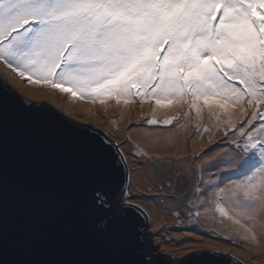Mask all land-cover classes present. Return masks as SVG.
<instances>
[{"label":"snow or ice","instance_id":"snow-or-ice-1","mask_svg":"<svg viewBox=\"0 0 264 264\" xmlns=\"http://www.w3.org/2000/svg\"><path fill=\"white\" fill-rule=\"evenodd\" d=\"M0 63L29 83L80 98L186 106L182 115L196 128L184 161L196 174L182 197L187 215L264 239V0H0ZM205 116L211 127L202 128ZM146 123L167 127L173 119L161 124L153 115ZM190 123L178 120L175 128ZM213 129L229 150L214 152L205 180L210 157L195 145L201 131L214 139ZM148 135L159 143L175 134Z\"/></svg>","mask_w":264,"mask_h":264},{"label":"water","instance_id":"water-1","mask_svg":"<svg viewBox=\"0 0 264 264\" xmlns=\"http://www.w3.org/2000/svg\"><path fill=\"white\" fill-rule=\"evenodd\" d=\"M0 103V264H161L147 248L166 264H244L148 239L147 212L128 207L124 154L104 130L73 122L1 76Z\"/></svg>","mask_w":264,"mask_h":264},{"label":"rangeland","instance_id":"rangeland-1","mask_svg":"<svg viewBox=\"0 0 264 264\" xmlns=\"http://www.w3.org/2000/svg\"><path fill=\"white\" fill-rule=\"evenodd\" d=\"M0 76L39 104L51 102V107H60L64 115H71L73 122L104 130L107 137L116 142L126 158L130 171L129 185L127 186L129 200L147 212L148 239L156 240L159 248L184 255L199 249H213L220 253L242 256L244 264H256L257 260H255L254 255L242 253L244 249L251 250L256 245L251 240L243 239L237 235L231 237L221 225L220 227L209 226L208 228H202V230L198 228L199 220L193 223L187 215L190 209L187 207V200L182 197L187 192L196 174L190 170L191 165L186 164L184 161L187 153L192 150V145H190L191 138L195 134L196 128L193 117L185 118L182 115V108H186V106L172 105L168 108H156L152 99H147L143 102L135 99L133 102L125 103L123 99L117 102L115 98H104L103 100L98 99L95 101L80 98L78 94L70 95L69 93L61 92L48 84L29 83L25 78H21L18 74L12 72L3 63H0ZM153 115L161 124L166 118L173 119V125L167 127L147 125L146 121ZM178 120H185L194 124L193 128L188 126L180 131L183 133L182 138L187 140L186 147L188 150L185 152L176 150L165 156V154L158 152L147 151L146 146L139 143L133 135L136 131L141 133L142 130V139L150 140L148 134L156 130H176L175 124ZM200 123L203 128L211 127L212 123L215 122H210L208 117L205 116ZM209 135V132L201 131V136L197 138V141L205 140L206 146L202 149L208 152L210 157L202 165L205 169L212 167L209 166V163L213 159L211 156H215L214 152H221L222 149L224 151L229 150V143L224 141L221 135H216L214 129L212 135L215 138L209 140ZM217 145H220V147H217ZM137 146L143 152H147L148 156H138L140 151L137 150ZM157 156L166 159L168 162L156 163L155 157ZM149 157L153 159L149 160ZM146 161L153 170V183L143 187L141 191H138V189L133 191L132 185L137 168L140 165L143 167ZM208 174L209 172L206 170L203 175L207 176ZM169 184H171V187H168ZM161 188L163 191H160ZM157 199L162 200L170 209L173 218V224L171 225L173 231L171 233H165L166 226L159 230H156L153 226L151 211L148 208V204L144 201L154 202ZM174 234H177L179 238L175 237ZM205 239L212 240L213 244L203 243Z\"/></svg>","mask_w":264,"mask_h":264},{"label":"bare ground","instance_id":"bare-ground-1","mask_svg":"<svg viewBox=\"0 0 264 264\" xmlns=\"http://www.w3.org/2000/svg\"><path fill=\"white\" fill-rule=\"evenodd\" d=\"M195 124V123H194ZM194 124H189V127L193 128ZM175 135H174V139L172 140V142H168L166 141L162 136L160 137V142L159 143H152L151 138L150 140L146 139H142V130L141 133L139 132H133L134 137L138 140L139 143H141L142 145L146 146L145 148H147L146 150L148 151H153V152H158L161 154H169L173 151L179 150V151H187L188 148L186 147L187 144V140L183 139V133L180 132L181 129H173L171 130ZM169 131H154L153 133H167ZM192 145V144H190ZM206 146V142L205 140H201V141H196V149L200 150L201 148H204ZM179 147V149H178ZM185 150H184V149ZM182 149V150H180ZM211 158H213L212 160H210L209 166H213L216 162V160L218 159V157L214 156ZM208 166V167H209ZM210 168V167H209ZM207 170V169H206ZM152 177H153V170L151 169V167L148 165L147 161L144 163V166L141 167V165L137 168V171L135 173V178H134V183L132 185V190L136 191V189H138V191H141V189L147 185H149L150 183H153L152 181ZM211 177V173L209 172V174L207 176H204L205 180H209ZM146 204H148V208L151 211L152 217H153V226L156 230H159L160 228H162L163 226H166V229L164 230L166 234L171 233L173 231V229H171V225L173 224V218L172 215L170 213V209L169 207H167L165 205V203L162 200H155L154 202H150V201H144ZM209 226H215V227H220V224L218 222H212V221H208V220H204V219H199L198 222V228H208ZM203 230V229H202ZM225 230V229H224ZM170 231V232H169ZM226 233H228L231 237H235V234H233L232 232L226 230ZM175 237L179 238V236L177 234H174ZM163 236V235H162ZM181 236V235H180ZM251 240V239H249ZM212 240L209 239H205L203 240V243H207V244H213L211 242ZM251 242H253L251 240ZM256 245L253 246V248H251V250L249 249H244L242 253H246V255H254L255 260H257L256 264H264V239H259L258 243L257 242H253ZM175 246V245H173ZM189 247V246H187ZM224 247V246H222ZM226 248V247H224ZM241 252V251H240ZM249 253V254H248Z\"/></svg>","mask_w":264,"mask_h":264},{"label":"flooded vegetation","instance_id":"flooded-vegetation-1","mask_svg":"<svg viewBox=\"0 0 264 264\" xmlns=\"http://www.w3.org/2000/svg\"><path fill=\"white\" fill-rule=\"evenodd\" d=\"M147 251L151 254V256H152V258L154 260L159 261L161 264H166L161 259H159V257H155V255L153 254V251L152 250H150V249L147 248Z\"/></svg>","mask_w":264,"mask_h":264},{"label":"clouds","instance_id":"clouds-1","mask_svg":"<svg viewBox=\"0 0 264 264\" xmlns=\"http://www.w3.org/2000/svg\"><path fill=\"white\" fill-rule=\"evenodd\" d=\"M125 158V157H124ZM125 160H126V158H125ZM130 172V171H129Z\"/></svg>","mask_w":264,"mask_h":264}]
</instances>
